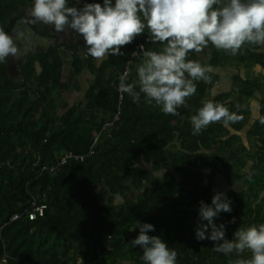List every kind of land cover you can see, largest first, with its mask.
I'll return each instance as SVG.
<instances>
[{
  "label": "trees",
  "instance_id": "16d2710c",
  "mask_svg": "<svg viewBox=\"0 0 264 264\" xmlns=\"http://www.w3.org/2000/svg\"><path fill=\"white\" fill-rule=\"evenodd\" d=\"M85 3L103 0H68L69 7ZM32 4L0 0V22ZM149 35L146 28L122 47L124 55L102 61L76 53L69 82L63 81L57 47L20 58L21 81L9 75L7 58L0 62V264H145L143 249L130 244L139 235V222L154 225L148 235L177 252L176 264H230L234 253L215 252V242L196 238L200 202L211 205L217 192L231 201L232 211L214 218L225 225L227 239L239 227L264 223L260 120L246 132L253 146H239L254 109L248 100L261 98L258 92L264 90V82L243 69H264V46L246 44L232 55L209 44L189 53V59L211 68L210 82L195 81L197 91L178 108L179 115H165L143 94L134 103L118 91L126 69L128 82L136 79L139 46L160 49ZM234 64L238 72L224 76ZM78 76L85 81L83 97L64 108ZM204 100L222 103L242 119L213 123L193 135L190 118ZM68 154L79 158L61 163ZM249 159L255 168H247ZM40 204L46 205L43 214L31 218L28 212ZM19 213L25 218L13 220Z\"/></svg>",
  "mask_w": 264,
  "mask_h": 264
},
{
  "label": "clouds",
  "instance_id": "9594fccd",
  "mask_svg": "<svg viewBox=\"0 0 264 264\" xmlns=\"http://www.w3.org/2000/svg\"><path fill=\"white\" fill-rule=\"evenodd\" d=\"M28 15V23L42 22L57 33L73 30L83 38L85 58L97 61L124 55L122 47L147 28L149 41L161 47L139 46L136 79L129 83L126 69L119 77L118 91L134 103H139L143 94L148 104L154 103L165 115H179L178 108L197 91L195 81L210 82L207 73L211 68L189 59V53H200L209 44L232 55L246 44L264 46V0H115L114 4L113 0H103V4L85 3L82 8L69 7L68 0H33ZM17 54L16 38L0 28V62ZM241 119L224 104L204 100L190 118L192 134L199 135L213 123L227 126ZM260 122L264 124V117ZM231 211L226 193L217 192L211 205L201 201L197 240L215 242V252L234 253L237 258L230 264H264V223L239 227L233 238L227 239L225 225H217L214 218ZM230 222L235 223V218ZM137 227L139 235L130 244L143 249L145 264H176L177 252L159 236L148 235L155 230L154 225L139 222ZM246 250L250 258H243Z\"/></svg>",
  "mask_w": 264,
  "mask_h": 264
},
{
  "label": "flooded vegetation",
  "instance_id": "af4514ba",
  "mask_svg": "<svg viewBox=\"0 0 264 264\" xmlns=\"http://www.w3.org/2000/svg\"><path fill=\"white\" fill-rule=\"evenodd\" d=\"M30 8L31 6H21L17 13L9 20V22H0V28H8L5 31L8 32L10 35H15V32L18 29L21 30L23 27L22 35L25 38L26 45L23 42L21 43L24 51L21 56L17 58L18 70L16 69L12 73L9 69V66L7 65L9 75H13L17 81L19 79L22 80L23 78L22 73L19 69L20 58L28 56L32 53L34 54L39 49L49 50L52 47H57L59 49V53L60 50L66 48L74 50L75 42H73V38L77 34L70 28H66L64 32L57 33L54 30L53 26L44 25L42 22H37L35 24L28 23L27 21L31 19L28 15V10ZM32 24L37 25L38 27L36 28ZM32 28L36 30V35H30L27 33V31L32 32ZM64 76L65 75H63V78Z\"/></svg>",
  "mask_w": 264,
  "mask_h": 264
},
{
  "label": "rangeland",
  "instance_id": "374dc122",
  "mask_svg": "<svg viewBox=\"0 0 264 264\" xmlns=\"http://www.w3.org/2000/svg\"><path fill=\"white\" fill-rule=\"evenodd\" d=\"M236 66H237V64L232 65L231 66L232 68H230L228 70H225L223 75L224 76H226V75L227 76H233L235 73L238 72V68H234ZM255 69H257L256 72H255ZM243 70H244V73H245L246 76L249 77V76H253L255 74L256 77L260 78L264 82V69L262 67H258V66L256 68L245 67ZM71 77H72V75H71V72L69 70L66 73V75L64 76L63 81H65V82L68 81L69 82ZM18 81H21V80L19 79ZM84 84H85V81L81 80L80 77L78 76L76 78V81L71 85V88H75L76 90L72 91V95H71L70 92L69 93L66 92L67 93L66 94L67 98H66V103L64 104V108L68 107L69 105H72L74 103V101L76 102V101L82 99L83 92H84L83 89H85L84 88ZM224 84L227 85L226 82ZM221 88H224V85H222ZM258 95H260L262 97L258 98L257 96H254V97H252L251 99L248 100V102L251 105L254 106V108H255L254 111H256L254 116H253L254 119L258 118L259 106H260V103H262V101L264 99V90L259 91ZM62 112H64V110ZM253 123H254V120L251 121V123L248 125L247 130L248 129L250 130L251 128H253V126H254ZM247 130H244V132H243V141H242V143H240V145H239L240 147H244V146L246 147L247 146V148H250V147L253 146V145H250L251 140L249 141L246 138L247 135H245V133L247 132ZM249 160H250V163L247 166V168L248 167H253V162H251L252 160L251 159H249ZM201 171H203V170H201ZM204 172H205L204 181H205L206 184H208V181L210 179V175H212V170L208 169V170H205ZM152 179H153L154 182L155 181L162 182V178L161 177H157V178L152 177ZM220 184H221V180L219 181V185ZM238 184H239V181L237 182V185ZM234 186L235 185H230V188L234 187ZM74 257H75V254H72L70 259H73ZM80 260H82V259H80Z\"/></svg>",
  "mask_w": 264,
  "mask_h": 264
},
{
  "label": "water",
  "instance_id": "95a60500",
  "mask_svg": "<svg viewBox=\"0 0 264 264\" xmlns=\"http://www.w3.org/2000/svg\"><path fill=\"white\" fill-rule=\"evenodd\" d=\"M33 26L36 27V28L38 27L37 25H33ZM6 29H8V28H6ZM6 29H4V30H6ZM22 30H23V27H22L21 30L18 29L15 32V35H13L14 38H16V43L18 45V54L16 55V58H14L12 56H9L7 58L8 59V66H9V69H10V71L12 73L16 69L18 70L17 58L20 57L21 54L24 51L23 48H22V44L21 43L23 42L26 45L25 38L22 35ZM27 33L30 34V35H36V30L32 28V32L27 31ZM73 42H75L74 43V47H75L74 51H72V50H70L68 48L60 50V55H61V57H62V59L64 61L63 75H66V73L69 70L71 71V68L74 66L76 53H78L80 55L85 54L84 41H83V38L79 36V34H76L74 36ZM12 78H14L13 75H12Z\"/></svg>",
  "mask_w": 264,
  "mask_h": 264
},
{
  "label": "built area",
  "instance_id": "2783aa9c",
  "mask_svg": "<svg viewBox=\"0 0 264 264\" xmlns=\"http://www.w3.org/2000/svg\"><path fill=\"white\" fill-rule=\"evenodd\" d=\"M71 157H75V158H77V159L79 158V156H75L74 154H68V155H66L65 157H63V160H62L61 163H65L66 160H67L68 158H71ZM53 169H54V168H53ZM45 207H46V206H45L44 204L37 205V206L33 209V211L30 210L28 213L30 214L31 218H37V214H38V213L43 214V212H44V208H45ZM25 216H26V214H21V213H19V214H16V215L13 217V220L24 219Z\"/></svg>",
  "mask_w": 264,
  "mask_h": 264
},
{
  "label": "crops",
  "instance_id": "0c3cea01",
  "mask_svg": "<svg viewBox=\"0 0 264 264\" xmlns=\"http://www.w3.org/2000/svg\"><path fill=\"white\" fill-rule=\"evenodd\" d=\"M256 71H257V69H255V72H256ZM254 75H255V74H254ZM260 105H261V103H260ZM254 109H255V108H254ZM254 109H253V112H252V119H251V121L254 120V123H255V122H257V121L260 120V106H259V110H258V118H256V119L253 118V116H254V114H255V112H256V111H254ZM254 123H253V124H254ZM247 127H248V126H247ZM245 130H247V128H246ZM248 130H249V129H248ZM248 130H247V131H248ZM245 135H246V133H245ZM246 148H247V146H246ZM248 149H250V148H248ZM249 163H250V162H249ZM250 168H255V165L253 164V167H250ZM250 170H252V169H250Z\"/></svg>",
  "mask_w": 264,
  "mask_h": 264
}]
</instances>
